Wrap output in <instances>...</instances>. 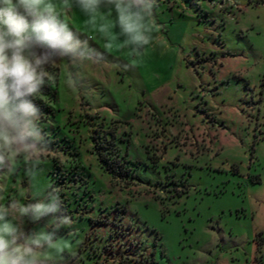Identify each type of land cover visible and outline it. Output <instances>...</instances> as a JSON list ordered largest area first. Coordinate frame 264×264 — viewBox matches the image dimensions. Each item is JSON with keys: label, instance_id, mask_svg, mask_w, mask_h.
<instances>
[{"label": "rangeland", "instance_id": "obj_1", "mask_svg": "<svg viewBox=\"0 0 264 264\" xmlns=\"http://www.w3.org/2000/svg\"><path fill=\"white\" fill-rule=\"evenodd\" d=\"M66 19L106 62L76 87L54 64L34 97L50 142L40 183L74 221L62 264H264V0H156L138 57L105 50L78 9ZM109 134L128 185L99 162ZM22 183L23 166L0 204Z\"/></svg>", "mask_w": 264, "mask_h": 264}, {"label": "clouds", "instance_id": "obj_2", "mask_svg": "<svg viewBox=\"0 0 264 264\" xmlns=\"http://www.w3.org/2000/svg\"><path fill=\"white\" fill-rule=\"evenodd\" d=\"M155 5L156 0H0V190L21 166L27 179L22 196L0 204V264H62L72 249L75 232L65 230L74 221L62 211L57 188L40 183L50 142L34 97L54 81L52 65L66 62V82L76 87L83 66L106 59L66 17L78 9L88 18L83 28L96 33L105 50L127 48L138 57L151 41Z\"/></svg>", "mask_w": 264, "mask_h": 264}, {"label": "trees", "instance_id": "obj_3", "mask_svg": "<svg viewBox=\"0 0 264 264\" xmlns=\"http://www.w3.org/2000/svg\"><path fill=\"white\" fill-rule=\"evenodd\" d=\"M43 89L44 91L42 92V95H49L47 94V86H45ZM50 96L54 98L55 92H51ZM109 136H111V134H109ZM113 139L114 137L111 136L109 140H104V142H99L98 145H96L95 148L99 156V162L103 166L105 172L110 174L114 179H117L122 183L124 182L125 185H128V179H130L131 181H133L134 179L133 176L128 175L130 170L126 167V165L130 164V162L120 161L118 159L117 154L113 148Z\"/></svg>", "mask_w": 264, "mask_h": 264}]
</instances>
